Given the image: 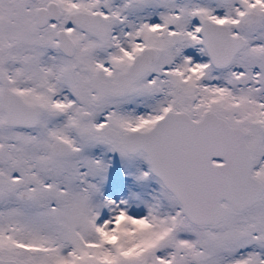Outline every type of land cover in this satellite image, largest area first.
Returning a JSON list of instances; mask_svg holds the SVG:
<instances>
[{"label":"snow or ice","instance_id":"1","mask_svg":"<svg viewBox=\"0 0 264 264\" xmlns=\"http://www.w3.org/2000/svg\"><path fill=\"white\" fill-rule=\"evenodd\" d=\"M0 264H264V0H0Z\"/></svg>","mask_w":264,"mask_h":264}]
</instances>
